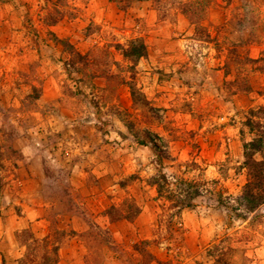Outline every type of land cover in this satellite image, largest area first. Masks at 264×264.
<instances>
[{
  "label": "rangeland",
  "instance_id": "obj_1",
  "mask_svg": "<svg viewBox=\"0 0 264 264\" xmlns=\"http://www.w3.org/2000/svg\"><path fill=\"white\" fill-rule=\"evenodd\" d=\"M261 131L264 0H0V264H264Z\"/></svg>",
  "mask_w": 264,
  "mask_h": 264
},
{
  "label": "trees",
  "instance_id": "obj_2",
  "mask_svg": "<svg viewBox=\"0 0 264 264\" xmlns=\"http://www.w3.org/2000/svg\"><path fill=\"white\" fill-rule=\"evenodd\" d=\"M132 51H136V56L140 57L142 54L135 48H132ZM150 141H154L150 138ZM154 146V145H153ZM264 149V131L256 134L255 138L250 142L245 143L244 145V155L245 158L249 159L255 153H260ZM259 166L245 163L248 169L249 181L244 185L242 194L236 198L238 205L243 204L245 209L253 210L264 202V170L260 166L264 164L260 162H255ZM175 183H171L168 177L159 173L154 177L151 185L155 186V191L157 196H162V193L166 194V199H172L175 202V206L178 209L191 208L193 207L192 201L201 195L204 192L214 193L217 196V204L223 206L226 209H235L234 207L229 206V198L223 196L222 193H219L216 188H211V185L216 186V181H197V180H186L183 178L171 177ZM175 185L174 188L170 186ZM54 251H57V247H54ZM217 264H228V262L223 258H218L215 260Z\"/></svg>",
  "mask_w": 264,
  "mask_h": 264
}]
</instances>
